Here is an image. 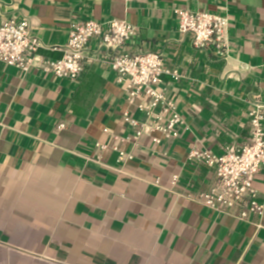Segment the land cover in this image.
Segmentation results:
<instances>
[{"label":"crops","instance_id":"crops-1","mask_svg":"<svg viewBox=\"0 0 264 264\" xmlns=\"http://www.w3.org/2000/svg\"><path fill=\"white\" fill-rule=\"evenodd\" d=\"M176 9L227 17L228 56L194 47ZM12 17L42 48L26 72L0 62V264H264V213L195 202L214 172L190 158L248 141L264 105V0H0V21ZM110 19L136 27L129 50L179 72L159 86L183 117L178 139H135L124 114L145 117L102 55L74 80L36 67L62 58L73 22ZM255 188L264 204L262 175Z\"/></svg>","mask_w":264,"mask_h":264},{"label":"built area","instance_id":"built-area-1","mask_svg":"<svg viewBox=\"0 0 264 264\" xmlns=\"http://www.w3.org/2000/svg\"><path fill=\"white\" fill-rule=\"evenodd\" d=\"M179 31L190 34L193 45L199 49L211 48L218 57L229 54L228 18L205 11L192 12L176 9ZM137 34L136 27L118 19L106 22L75 21L69 29L68 40L61 48L58 60L41 59L36 67L57 78L74 80L85 70L89 60L102 55L115 72L118 82H125L127 101L141 112L145 120L124 114V121L135 129V139L144 134L159 144L162 139L173 141L180 137L184 125L181 114L172 98L159 89L163 76L173 80L181 77L177 70L164 67L163 56L158 52L129 50ZM97 40L92 51L91 43ZM40 40L31 32L29 20L7 18L0 21V62L21 71L34 66ZM250 131L248 141L241 146L228 145L220 154L209 150H193L190 158L204 163L214 172L210 188L196 194L193 200L213 211L248 221L250 215L262 216L264 204L258 199L255 178L264 177V105L254 103L249 110ZM64 127L60 124L59 128ZM131 158L120 152V160Z\"/></svg>","mask_w":264,"mask_h":264}]
</instances>
